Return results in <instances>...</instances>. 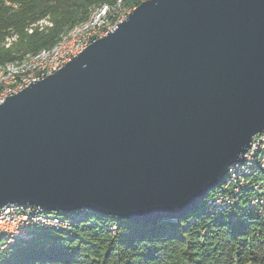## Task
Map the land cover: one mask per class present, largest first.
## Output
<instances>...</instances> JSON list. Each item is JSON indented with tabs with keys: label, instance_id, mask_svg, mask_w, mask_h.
<instances>
[{
	"label": "water",
	"instance_id": "water-1",
	"mask_svg": "<svg viewBox=\"0 0 264 264\" xmlns=\"http://www.w3.org/2000/svg\"><path fill=\"white\" fill-rule=\"evenodd\" d=\"M264 133V0H145L0 103V208L177 220Z\"/></svg>",
	"mask_w": 264,
	"mask_h": 264
},
{
	"label": "trees",
	"instance_id": "trees-1",
	"mask_svg": "<svg viewBox=\"0 0 264 264\" xmlns=\"http://www.w3.org/2000/svg\"><path fill=\"white\" fill-rule=\"evenodd\" d=\"M116 0H0V39L17 34V42L0 47V63L53 45L60 34L89 11ZM48 16L52 25L28 32L29 25ZM239 185L240 198L221 209L207 200L222 190L227 173L215 188L177 220L132 221L90 209L48 212L60 219L25 228L13 243L0 248V264H264V219L249 205L264 168L250 166ZM239 204L236 205V204ZM201 208V212L198 209Z\"/></svg>",
	"mask_w": 264,
	"mask_h": 264
},
{
	"label": "built area",
	"instance_id": "built-area-1",
	"mask_svg": "<svg viewBox=\"0 0 264 264\" xmlns=\"http://www.w3.org/2000/svg\"><path fill=\"white\" fill-rule=\"evenodd\" d=\"M145 0H116L113 5L102 4L93 7L88 16L77 21L70 28L62 32L58 40L51 46L40 48L35 52H26L20 58L0 63V103L13 94L18 93L33 82L41 80L46 76L62 68L72 57L76 56L90 43L106 35L117 23L123 21L127 15ZM43 22L47 26L41 25ZM52 25L48 16L31 23L28 32L34 29H43ZM17 34L7 35L2 39V46L9 47L16 39ZM18 37V36H17ZM250 166L264 168V133L253 137L252 146L245 159L229 167V178L222 188L223 191L230 185H234L231 195L216 192L212 198L207 200L211 208L221 209L233 204L234 200L240 198L238 191L247 187L243 182V174L251 172ZM261 182L256 183L252 190L253 196L249 197L248 203L256 214L264 219V186ZM236 205L239 206L237 203ZM48 212L36 208H26L16 204H9L0 208V248L7 247L13 243L14 237L23 235L25 228L35 225L47 224L58 228L61 226L60 219L48 217Z\"/></svg>",
	"mask_w": 264,
	"mask_h": 264
},
{
	"label": "rangeland",
	"instance_id": "rangeland-1",
	"mask_svg": "<svg viewBox=\"0 0 264 264\" xmlns=\"http://www.w3.org/2000/svg\"><path fill=\"white\" fill-rule=\"evenodd\" d=\"M41 25H43V26H47L48 24L45 23V22H43ZM16 42H17V36H16V39H15L14 41H12V44H13V43H16ZM1 46H2V39H0V47H1ZM201 210H202L201 208L198 209L199 212H201Z\"/></svg>",
	"mask_w": 264,
	"mask_h": 264
}]
</instances>
